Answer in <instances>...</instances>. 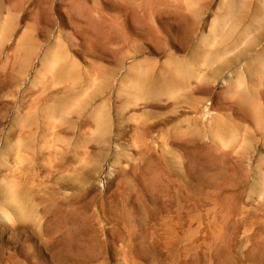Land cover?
I'll return each mask as SVG.
<instances>
[{
  "label": "rangeland",
  "instance_id": "374dc122",
  "mask_svg": "<svg viewBox=\"0 0 264 264\" xmlns=\"http://www.w3.org/2000/svg\"><path fill=\"white\" fill-rule=\"evenodd\" d=\"M0 264H264V0H0Z\"/></svg>",
  "mask_w": 264,
  "mask_h": 264
}]
</instances>
